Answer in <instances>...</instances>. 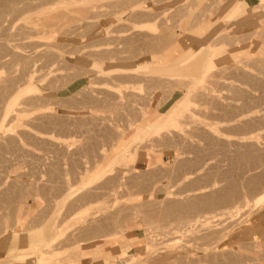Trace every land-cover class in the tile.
I'll return each mask as SVG.
<instances>
[{"label":"rangeland","instance_id":"obj_1","mask_svg":"<svg viewBox=\"0 0 264 264\" xmlns=\"http://www.w3.org/2000/svg\"><path fill=\"white\" fill-rule=\"evenodd\" d=\"M243 1L0 0V264H264Z\"/></svg>","mask_w":264,"mask_h":264},{"label":"crops","instance_id":"obj_2","mask_svg":"<svg viewBox=\"0 0 264 264\" xmlns=\"http://www.w3.org/2000/svg\"><path fill=\"white\" fill-rule=\"evenodd\" d=\"M243 2H245L247 5H248V7L247 8H253V7H255L256 6V2H254V1H249V0H244ZM201 39H203V38H201ZM261 222H259L258 224H257V227H259V228H254V229H256V230H254V231H257V234H259L260 235V237H264V223L261 225L260 224ZM5 247H6V243L4 242V241H1L0 242V255H3V253H4V251H5ZM13 251V250H12Z\"/></svg>","mask_w":264,"mask_h":264},{"label":"bare ground","instance_id":"obj_3","mask_svg":"<svg viewBox=\"0 0 264 264\" xmlns=\"http://www.w3.org/2000/svg\"><path fill=\"white\" fill-rule=\"evenodd\" d=\"M5 1H6V0H5ZM22 1H23V0H22ZM261 1L264 3V0H261ZM9 2H10V1H9ZM24 2H27V1H24ZM223 2H224V1H223ZM223 2L221 1V3H223ZM4 3H5V2H4ZM15 3H16V2H15ZM18 3H19V2H18ZM221 3H220V4H221ZM9 4H10V3H9ZM9 4H8V5H9ZM12 4H13V3H12ZM12 4H11V6H12ZM20 4H21V2H20ZM20 4H19L18 6H20ZM220 4H219V5H220ZM5 5H6V4H5ZM6 6H7V5H6ZM16 6H17V5H16ZM28 6H29V5H28ZM3 7H4V6H3ZM7 8H8V7H7ZM17 8H18V7H17ZM17 8H16V10H17ZM27 8H28V7H27ZM16 10L13 9V11H16ZM12 14H13V13H12ZM23 25L26 26V23L23 24ZM30 25H33V24H30ZM25 26H24V27H25ZM36 26H37V25H36ZM28 27H29V26H28ZM32 27H33V26H32ZM34 27H35V26H34ZM37 27H38V26H37ZM37 27H36V28H37ZM26 28H27V27H25V29H26ZM30 29H32V28H30ZM38 29H41V28H38ZM38 29H37V30H38ZM150 29H151V28H150ZM37 30H35V31H37ZM33 31H34V29H33ZM30 79H31V78H30ZM27 83H28V82H27ZM24 100H25V99H24ZM24 100H23V101H24ZM20 104H22V103H20ZM23 105H24V103H23ZM4 107H5V106H4ZM3 109H4V108H3ZM15 109H16V108H15ZM23 109H24V108H23ZM20 110H21V109H20ZM15 111H16V110H15ZM21 111H23V110H21ZM17 112H19V111H17ZM23 112H24V111H23ZM15 113H16V112H15ZM19 113H20V112H19ZM2 114H3V113H2ZM191 114H192V113H191ZM17 115H18V114H16V116H17ZM16 116H13V118L11 117L12 120H11V118H10V120H11V121H14V120H15L14 117L17 118ZM188 118H189V117H188ZM15 122L17 123L18 121H15ZM22 123H23V122H22ZM20 125H21V123H20ZM14 127H15V126H14ZM18 128H19V127H18ZM14 129H15V128H14ZM2 137H3V136H2ZM119 156H120V155H119ZM119 158H120V157H119ZM68 223H69V222H68ZM193 226H194V225H193ZM66 227H67V225H66ZM57 229H58V228H57ZM58 240H59V238H58ZM38 245H39V244H38ZM44 260H45V259H44ZM44 260L42 259V261H44ZM42 261H41V262H42Z\"/></svg>","mask_w":264,"mask_h":264}]
</instances>
